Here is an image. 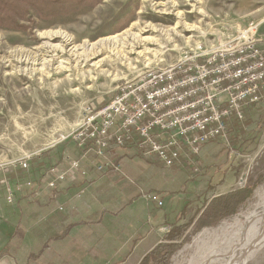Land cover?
I'll use <instances>...</instances> for the list:
<instances>
[{"label":"rangeland","instance_id":"rangeland-1","mask_svg":"<svg viewBox=\"0 0 264 264\" xmlns=\"http://www.w3.org/2000/svg\"><path fill=\"white\" fill-rule=\"evenodd\" d=\"M30 16L36 20L23 22L26 31L0 27V205L5 204V183L14 178L37 185L31 206L48 205L39 192L49 190L43 176L52 163L67 164L83 156V164L94 161L93 152L85 155L76 142L64 137L82 125L88 111L112 100L122 87L137 85L180 61L189 63L196 53L213 55L238 45L248 35L264 44V0H88L69 14L40 19L33 10ZM111 36L118 38L109 47L85 46ZM248 109L237 124L244 128L242 134L235 135L228 127L227 137L204 143L198 156L184 157L173 167L136 150H115L113 167L98 174L113 179L107 180L114 187L99 205L111 227L93 231L84 256L63 253L58 263L113 264L151 231V225L160 242L170 225L186 228L187 241L169 264H189L198 247L218 246L232 238L241 218L264 205V91L260 103ZM134 156L149 166L141 173L143 181H150L143 188L136 170L129 174L120 162ZM26 157L32 159L24 173L18 162ZM92 177L85 179V188ZM246 187H254L253 194L236 214L213 226L198 225L214 197ZM121 189L131 196L120 194ZM150 194L158 195L163 206H154ZM145 202L152 203V210ZM16 205L8 207L14 211ZM14 214L15 221L28 219ZM115 232L120 235L111 234ZM154 237V232L149 234L150 240ZM117 241L128 244L121 254L113 257L111 250H102ZM245 261L264 264V233L248 249Z\"/></svg>","mask_w":264,"mask_h":264},{"label":"built area","instance_id":"built-area-1","mask_svg":"<svg viewBox=\"0 0 264 264\" xmlns=\"http://www.w3.org/2000/svg\"><path fill=\"white\" fill-rule=\"evenodd\" d=\"M260 42L248 35L238 45L213 55L196 53L189 63L180 61L137 85H126L99 109L88 111L82 125L64 140L76 142L85 155L93 152L100 173L113 167L115 149L127 145L167 167L184 157L198 156L204 143L227 137L231 119L243 120L245 108L261 100L264 44ZM31 159H21L18 166L29 171ZM83 159L85 156L46 170V187L53 190L79 177L89 179ZM33 184L31 179L6 182L7 202L14 203L16 193ZM86 191L87 187L82 188L78 196ZM148 199L158 206L164 204L156 194Z\"/></svg>","mask_w":264,"mask_h":264},{"label":"crops","instance_id":"crops-1","mask_svg":"<svg viewBox=\"0 0 264 264\" xmlns=\"http://www.w3.org/2000/svg\"><path fill=\"white\" fill-rule=\"evenodd\" d=\"M115 150L129 153L136 149L131 145H127L126 147H118ZM142 160L138 156H134V158H122L120 161L129 174L132 169L136 170L134 173L137 174L135 177L141 184L140 188L150 182L142 179L141 173L149 168L146 163L141 162ZM92 161L84 163V166L89 167L90 177L93 176V171L95 176L92 177L93 182L89 187L87 186V191L83 196L77 195L86 186L85 179L80 177L76 182L60 184L58 188L53 190H48L45 185L48 191L39 192V195H43L49 201L48 205L43 203H39L38 207L30 205L33 201L32 196L37 193L35 182H33V186L24 187L22 191H18L14 201L17 204L14 211H16V215H20L18 219L24 214L28 215V219L22 222L21 220L15 221L14 211L8 207L9 205L12 206L13 203L9 204L7 202L6 185L4 186L6 205H0V264H32L33 262L34 264H59L58 262L62 260L63 253H76L84 256V251L90 248L88 241L93 231L96 232L98 227H111L109 223L105 224L106 216L102 214L103 209L99 205L104 199H107L110 190L114 187V184L112 185V182L107 180L112 181L113 179L108 176H105V179L100 178L98 176L100 172L95 169V161ZM135 164L140 165L141 170ZM17 181L23 182L24 180L14 178L11 183ZM121 190L123 191V189ZM121 190L119 191L120 194L130 195L126 189L123 192ZM135 193H138V191H135ZM0 197H2V194H0ZM61 204L64 209L59 211L58 206ZM151 204H146L150 210L153 208ZM153 205L156 206V204ZM26 211H29V213L26 214ZM152 227L153 225H151V231L142 234L138 241L124 252L125 255L113 264H139L145 255L151 252L160 242L157 231H154ZM152 232H154L155 237L150 240L149 234ZM111 234L120 235L119 232ZM52 242L56 244V250H54ZM118 243V241L114 242L112 247L107 244L102 250L104 252L111 250L114 254L113 257H115L128 247L127 243ZM109 264H112V262H109Z\"/></svg>","mask_w":264,"mask_h":264},{"label":"trees","instance_id":"trees-1","mask_svg":"<svg viewBox=\"0 0 264 264\" xmlns=\"http://www.w3.org/2000/svg\"><path fill=\"white\" fill-rule=\"evenodd\" d=\"M87 3L88 0H0V27L26 31L28 26L23 22L36 20L30 16L33 10L36 12L37 18L46 19L59 14H69L74 10L80 9V7ZM260 101L252 105H256ZM248 111L249 109L247 110L246 107L245 115ZM242 121L233 118L228 123V127L233 134H242L244 128L237 125ZM256 136L253 141H255ZM56 164V162L52 163L49 168ZM19 169L21 172L26 173L21 167ZM253 189L254 187H246L214 197L202 213L198 225L201 228L213 226L218 224L222 219L236 214L239 208L252 196ZM185 231L186 228L183 225H170V229L162 241L151 252L146 254L139 264H169L171 257L187 241L183 238Z\"/></svg>","mask_w":264,"mask_h":264},{"label":"bare ground","instance_id":"bare-ground-1","mask_svg":"<svg viewBox=\"0 0 264 264\" xmlns=\"http://www.w3.org/2000/svg\"><path fill=\"white\" fill-rule=\"evenodd\" d=\"M60 34V32H54L52 35ZM116 38H118V36L102 38L93 44H88L85 46H92L93 49L98 47L102 48L103 46L109 47L108 45L114 43ZM263 233L264 205L262 206L261 211L255 210L248 216L241 218L240 222L237 224V229L232 238L223 241L221 244H218V246L216 244L209 245V243H206L205 245L203 244L204 247H198L195 254H193L192 258L190 259L189 264H210L218 260L221 261L222 264L226 262H223L224 260H227L225 264H245V256L248 249L254 243L255 239H257Z\"/></svg>","mask_w":264,"mask_h":264}]
</instances>
